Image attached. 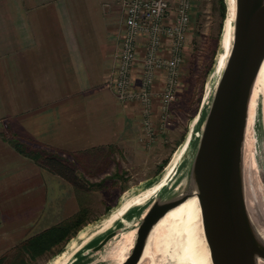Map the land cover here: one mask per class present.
<instances>
[{
  "label": "crops",
  "instance_id": "obj_1",
  "mask_svg": "<svg viewBox=\"0 0 264 264\" xmlns=\"http://www.w3.org/2000/svg\"><path fill=\"white\" fill-rule=\"evenodd\" d=\"M114 7L0 0L1 264L8 253H15L8 264L17 262L25 241L69 218L61 189L70 185L10 139L63 157L126 147L140 136L137 106L119 104L107 85L120 25Z\"/></svg>",
  "mask_w": 264,
  "mask_h": 264
},
{
  "label": "water",
  "instance_id": "obj_2",
  "mask_svg": "<svg viewBox=\"0 0 264 264\" xmlns=\"http://www.w3.org/2000/svg\"><path fill=\"white\" fill-rule=\"evenodd\" d=\"M263 59L264 0H233L229 50L211 97L197 117L193 151L188 144L177 162L173 181L143 213L141 208L131 211L69 264L103 262L93 259L128 231H134L132 246L119 264H138L154 225L189 197L198 205L210 264H264V241L247 213L243 163L249 103ZM252 129L255 159L257 143L264 152L260 104H256ZM133 214L136 219L130 228L117 234Z\"/></svg>",
  "mask_w": 264,
  "mask_h": 264
},
{
  "label": "rangeland",
  "instance_id": "obj_3",
  "mask_svg": "<svg viewBox=\"0 0 264 264\" xmlns=\"http://www.w3.org/2000/svg\"><path fill=\"white\" fill-rule=\"evenodd\" d=\"M227 7V0H192L177 86L168 108L167 124L161 126L157 104L154 102L151 119L154 135L150 141L141 136L138 113L136 126L141 137L138 135L129 146L96 149L61 157L77 179L76 187L69 184V187L61 189L68 198L66 216L70 218L81 208L87 209L88 224L83 228L105 219L119 206L121 199L137 194L149 183L159 179L190 131L192 138L195 137L199 112L204 110L220 75L217 65L223 54ZM117 19L120 22L119 15ZM154 92L158 93V84ZM260 101L259 94L257 104ZM190 145V151H193V139ZM257 145L254 167L247 169L244 166L245 202L251 223L258 234L264 236V152L260 142ZM163 161L165 165L158 170ZM186 165L185 162L183 166ZM135 219L133 214L117 234L128 230ZM68 242L34 260H29L23 254V264H47L63 252ZM112 246L111 243L105 247L100 255L104 261L98 264L114 263L106 259ZM14 254L5 255L3 264H8L9 257ZM157 259L161 264H170L167 258H164L165 261L161 260V256Z\"/></svg>",
  "mask_w": 264,
  "mask_h": 264
},
{
  "label": "built area",
  "instance_id": "obj_4",
  "mask_svg": "<svg viewBox=\"0 0 264 264\" xmlns=\"http://www.w3.org/2000/svg\"><path fill=\"white\" fill-rule=\"evenodd\" d=\"M112 1L120 28L107 85L119 104L138 107L141 136L150 141L154 102L161 126L167 124L192 0Z\"/></svg>",
  "mask_w": 264,
  "mask_h": 264
},
{
  "label": "bare ground",
  "instance_id": "obj_5",
  "mask_svg": "<svg viewBox=\"0 0 264 264\" xmlns=\"http://www.w3.org/2000/svg\"><path fill=\"white\" fill-rule=\"evenodd\" d=\"M227 6L228 17L222 40L223 54L219 59L217 71L222 69L230 46L233 0H227ZM259 94L261 95L260 111L264 125V59L259 68L248 109L243 144V163L247 169L254 167L255 138L252 126ZM191 139L193 138L190 131L158 180L149 183L147 187L140 190L137 194L121 199L119 206L105 219L80 230L68 242L63 252L47 264H69L79 251L96 242L97 238L102 237L117 221L122 220L131 211L141 208V213H143L152 200L173 181L174 177H171L175 171L177 162L186 146L190 144ZM133 236L134 231L121 234L119 239L113 241V246L106 259L113 260V264L122 263L132 246ZM260 237L264 241V236L260 234ZM159 256H161L162 261H165L167 258L171 264H210L208 250L201 232L199 209L194 197L187 198L178 206L167 211L158 220L148 236L138 264H161V261L157 259ZM100 257L93 259V262L97 260L104 261L103 256Z\"/></svg>",
  "mask_w": 264,
  "mask_h": 264
},
{
  "label": "trees",
  "instance_id": "obj_6",
  "mask_svg": "<svg viewBox=\"0 0 264 264\" xmlns=\"http://www.w3.org/2000/svg\"><path fill=\"white\" fill-rule=\"evenodd\" d=\"M9 142L17 153L43 166L49 172L60 177L72 187H76L77 179L72 175V170L66 165L65 160L61 157L48 154L42 149L25 145L15 137L10 139ZM164 165L165 161L161 163L158 170H161ZM86 215L87 209L81 208L67 220L28 239L23 245H21L18 253H16L18 256L17 262L12 264H22L21 259L23 254L27 256L29 260H34L45 253L51 252L55 247L67 243L79 230H81V228L88 224V218ZM1 262L2 260H0V264Z\"/></svg>",
  "mask_w": 264,
  "mask_h": 264
}]
</instances>
